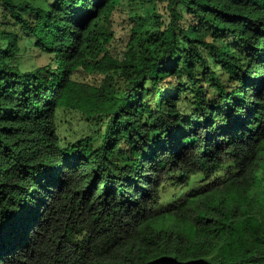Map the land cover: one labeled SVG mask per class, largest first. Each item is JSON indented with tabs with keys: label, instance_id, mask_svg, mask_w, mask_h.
<instances>
[{
	"label": "trees",
	"instance_id": "obj_1",
	"mask_svg": "<svg viewBox=\"0 0 264 264\" xmlns=\"http://www.w3.org/2000/svg\"><path fill=\"white\" fill-rule=\"evenodd\" d=\"M120 2L0 0V264H264V0Z\"/></svg>",
	"mask_w": 264,
	"mask_h": 264
},
{
	"label": "rangeland",
	"instance_id": "obj_2",
	"mask_svg": "<svg viewBox=\"0 0 264 264\" xmlns=\"http://www.w3.org/2000/svg\"><path fill=\"white\" fill-rule=\"evenodd\" d=\"M168 0H121L118 9L113 13L111 28L115 31V37L111 47L119 56H122L127 41L130 39L132 28L138 23L154 26L153 13H163ZM151 17V20H149ZM35 51L25 53V63L28 68H33L45 63L44 59H37ZM85 80L91 82V77L85 75ZM59 124H62L61 137L67 140H74L81 137L82 129L85 125L81 120L80 114H74L71 108L58 116ZM62 118V119H61ZM84 133V130H83ZM195 178L194 180H198ZM173 227L174 223L171 222Z\"/></svg>",
	"mask_w": 264,
	"mask_h": 264
}]
</instances>
